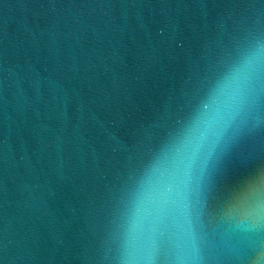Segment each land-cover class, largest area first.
<instances>
[{"label":"water","instance_id":"obj_1","mask_svg":"<svg viewBox=\"0 0 264 264\" xmlns=\"http://www.w3.org/2000/svg\"><path fill=\"white\" fill-rule=\"evenodd\" d=\"M0 264H264V0H0Z\"/></svg>","mask_w":264,"mask_h":264}]
</instances>
